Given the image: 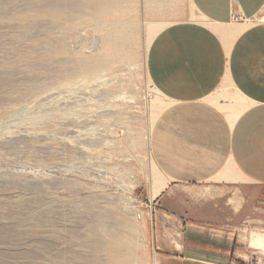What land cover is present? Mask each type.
I'll return each instance as SVG.
<instances>
[{
  "label": "rangeland",
  "instance_id": "1",
  "mask_svg": "<svg viewBox=\"0 0 264 264\" xmlns=\"http://www.w3.org/2000/svg\"><path fill=\"white\" fill-rule=\"evenodd\" d=\"M151 1L135 0L130 12L137 23L132 61L64 80L58 74L72 53L101 50L104 31L75 19L85 1L0 0V264H117L120 254L114 261L99 245L110 237L124 242L132 264H160L153 214L173 184L161 192L164 176L146 148L128 141L148 137L150 146L167 107L149 84L151 36L166 19L196 16L188 0H179V18L163 0ZM70 2L76 6L54 26L48 18L20 19L33 6ZM92 3L101 12V0ZM46 39L68 54L45 62ZM251 196L264 202V187Z\"/></svg>",
  "mask_w": 264,
  "mask_h": 264
},
{
  "label": "crops",
  "instance_id": "2",
  "mask_svg": "<svg viewBox=\"0 0 264 264\" xmlns=\"http://www.w3.org/2000/svg\"><path fill=\"white\" fill-rule=\"evenodd\" d=\"M188 3L196 19L163 28L147 57L167 103L150 154L165 179L161 192L176 188L156 202L153 242L160 264L264 257V202L251 196L264 187V0ZM256 236L261 242L251 244Z\"/></svg>",
  "mask_w": 264,
  "mask_h": 264
},
{
  "label": "bare ground",
  "instance_id": "3",
  "mask_svg": "<svg viewBox=\"0 0 264 264\" xmlns=\"http://www.w3.org/2000/svg\"><path fill=\"white\" fill-rule=\"evenodd\" d=\"M84 1L85 2L83 6H79L80 12L78 14V17L75 19L79 22H85L87 26L92 27L95 30L104 31L105 34L102 38L101 50L98 55L92 57L83 56L78 52L72 53L71 59L69 61L71 66H67L64 68L61 64L60 72L58 74V76L64 80H69L74 75H81L84 77L96 76L112 61H117L118 59H126L127 61L133 60L132 44L135 39V29L137 23L135 21V17L132 16V14L130 15V12L134 10L132 8L134 7L133 3L135 2V0H101V12L98 10V7H96V4L92 3L93 0ZM152 1L151 3H153ZM164 3L169 8V12L171 14L170 16H179V0H163V4ZM75 6L76 4L74 2H70V4L62 8L58 3L56 5L49 3L43 9H34L33 6L28 11L23 12L20 15V19L23 22H27V24L29 23L31 25L41 18H48L50 19V24H53L54 26V24L58 23L61 20L66 9L68 12H70ZM181 16L182 15H180L179 17ZM109 17H112L113 19L109 20ZM173 20L166 19V22L163 23L164 25L161 26L160 29L154 28L156 30L154 31L153 36H151V39L153 37L155 38L163 28L174 23ZM72 27L73 25L68 28L72 29ZM23 29V34H27L31 31L29 27ZM45 44V62L50 61L53 57H60L68 54L66 46L62 43L51 46L50 39H46ZM149 84L152 88L151 91L156 92L157 90L150 80ZM231 87L230 93L233 92L234 97L237 99V101L243 103L241 97L237 94V92H235L234 87ZM212 100L215 104H220V101H224V98L218 96L213 98ZM242 109L244 108L242 107ZM240 112L241 111L239 110V113ZM128 143L132 147L140 148L141 150H143L142 152H144L146 148L148 157L150 158V160L152 159L150 155L148 137L145 142L138 137H130ZM130 228L131 227H129V229ZM258 236L251 237L250 243H260L261 236ZM101 244H103L108 249V252L112 255L114 261H116L115 259L118 258L117 264H132V262H136V258L132 254H130L131 252L129 254H125L122 252V248L126 245H124V242L119 240L117 237H110L108 240L106 239V241L103 240L99 242V245ZM117 254H120V257H116Z\"/></svg>",
  "mask_w": 264,
  "mask_h": 264
},
{
  "label": "built area",
  "instance_id": "4",
  "mask_svg": "<svg viewBox=\"0 0 264 264\" xmlns=\"http://www.w3.org/2000/svg\"><path fill=\"white\" fill-rule=\"evenodd\" d=\"M243 19L241 18H235L233 19V22H240ZM232 264H264V257H257V256H253L248 260H244V261H238V262H233Z\"/></svg>",
  "mask_w": 264,
  "mask_h": 264
}]
</instances>
